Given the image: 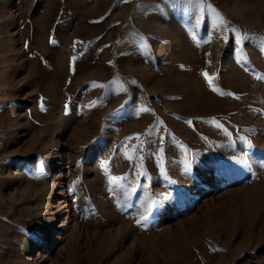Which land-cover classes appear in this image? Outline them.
Instances as JSON below:
<instances>
[{
  "label": "rangeland",
  "instance_id": "obj_1",
  "mask_svg": "<svg viewBox=\"0 0 264 264\" xmlns=\"http://www.w3.org/2000/svg\"><path fill=\"white\" fill-rule=\"evenodd\" d=\"M237 32L264 0H0V264H264V51Z\"/></svg>",
  "mask_w": 264,
  "mask_h": 264
},
{
  "label": "snow or ice",
  "instance_id": "obj_2",
  "mask_svg": "<svg viewBox=\"0 0 264 264\" xmlns=\"http://www.w3.org/2000/svg\"><path fill=\"white\" fill-rule=\"evenodd\" d=\"M187 3V4H192V5H201L203 3V0H166V3H169V4H179V3ZM159 7V6H157ZM201 10H203L201 8ZM199 19H197L196 21V24L193 26V27H196L199 25ZM236 37H237V43H243L244 40H249V41H256L259 43L260 45V49L261 51H264V36H249V35H241L239 32L236 33ZM205 77L207 78L208 77V73H204ZM261 79H264V77H260ZM208 83L209 85L211 86L213 84V81L212 79H208ZM217 89L215 87H213V91H216ZM143 111H147L148 109H142ZM219 126V125H218ZM129 159H131V157H129ZM105 168H107L108 166V162L105 161L104 162V165H103ZM161 170L163 172V166H161ZM189 170V165L188 163L186 162V171ZM140 175L142 176H146V173L144 172H141ZM122 178L120 177H111L110 178V182L113 184V185H116L118 186L119 188L123 189L124 190V196L125 198H131V196L136 192L137 188H141V187H144L143 185H140V184H137L135 188H132L131 190H129L124 184H120L119 181L121 180ZM139 198V197H138ZM151 203H149V207H151ZM138 223H140V221H137Z\"/></svg>",
  "mask_w": 264,
  "mask_h": 264
}]
</instances>
